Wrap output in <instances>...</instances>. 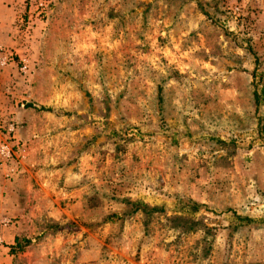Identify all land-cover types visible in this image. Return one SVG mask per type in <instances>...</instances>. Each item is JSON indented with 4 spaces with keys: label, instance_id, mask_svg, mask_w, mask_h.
Listing matches in <instances>:
<instances>
[{
    "label": "rangeland",
    "instance_id": "1",
    "mask_svg": "<svg viewBox=\"0 0 264 264\" xmlns=\"http://www.w3.org/2000/svg\"><path fill=\"white\" fill-rule=\"evenodd\" d=\"M42 2L0 0V264H264V0Z\"/></svg>",
    "mask_w": 264,
    "mask_h": 264
},
{
    "label": "built area",
    "instance_id": "2",
    "mask_svg": "<svg viewBox=\"0 0 264 264\" xmlns=\"http://www.w3.org/2000/svg\"><path fill=\"white\" fill-rule=\"evenodd\" d=\"M29 4H39L40 6L43 5L42 0H26ZM1 49V48H0ZM7 63V61L2 62V65H5ZM27 67L24 66L23 70L24 72H26ZM7 132L9 134H13L15 132V126L14 124H10L7 127ZM13 159V151L11 149V147L9 146V144L6 141H2L0 142V160L3 162H9ZM12 221L10 220H5L3 222V224L5 226H8V224H10ZM4 239L0 236V251L2 250V248L4 247Z\"/></svg>",
    "mask_w": 264,
    "mask_h": 264
},
{
    "label": "trees",
    "instance_id": "3",
    "mask_svg": "<svg viewBox=\"0 0 264 264\" xmlns=\"http://www.w3.org/2000/svg\"><path fill=\"white\" fill-rule=\"evenodd\" d=\"M256 102L259 103V100L257 99V94H256Z\"/></svg>",
    "mask_w": 264,
    "mask_h": 264
}]
</instances>
